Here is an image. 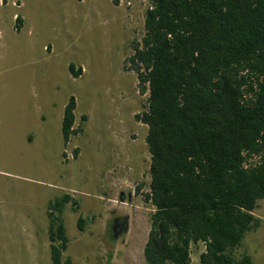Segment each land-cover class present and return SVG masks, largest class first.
<instances>
[{
	"label": "rangeland",
	"instance_id": "374dc122",
	"mask_svg": "<svg viewBox=\"0 0 264 264\" xmlns=\"http://www.w3.org/2000/svg\"><path fill=\"white\" fill-rule=\"evenodd\" d=\"M149 5L0 0V264H51L48 202L65 194L76 204L66 203L61 214L68 240L63 259L145 263L150 154L147 126L135 114L147 108L148 92L139 93L127 65ZM71 96L73 126L81 130L65 144L61 125ZM253 214L257 226L232 255L264 264V199ZM124 215L127 229L112 242L108 221ZM203 250L202 243L192 245L190 264H200Z\"/></svg>",
	"mask_w": 264,
	"mask_h": 264
},
{
	"label": "trees",
	"instance_id": "16d2710c",
	"mask_svg": "<svg viewBox=\"0 0 264 264\" xmlns=\"http://www.w3.org/2000/svg\"><path fill=\"white\" fill-rule=\"evenodd\" d=\"M129 61L139 93L148 92L147 108L135 114L147 126L150 154L144 264H190L198 243L200 264H253L232 251L257 226L253 211L264 199V0H150ZM75 107L71 96L65 144L81 130ZM68 202L76 204L67 194L48 202L51 264H71L62 258ZM127 218L108 221L110 241Z\"/></svg>",
	"mask_w": 264,
	"mask_h": 264
},
{
	"label": "built area",
	"instance_id": "2783aa9c",
	"mask_svg": "<svg viewBox=\"0 0 264 264\" xmlns=\"http://www.w3.org/2000/svg\"><path fill=\"white\" fill-rule=\"evenodd\" d=\"M13 4H15V3H13ZM128 4H129V3H128ZM15 17H16V15H15ZM127 67L131 68V63L128 64Z\"/></svg>",
	"mask_w": 264,
	"mask_h": 264
}]
</instances>
